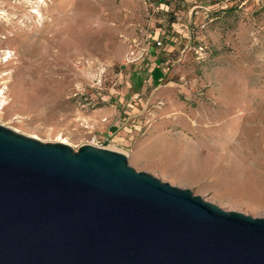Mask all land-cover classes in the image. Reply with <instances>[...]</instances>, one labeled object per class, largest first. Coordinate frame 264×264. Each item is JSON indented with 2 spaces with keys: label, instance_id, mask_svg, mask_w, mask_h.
<instances>
[{
  "label": "rangeland",
  "instance_id": "374dc122",
  "mask_svg": "<svg viewBox=\"0 0 264 264\" xmlns=\"http://www.w3.org/2000/svg\"><path fill=\"white\" fill-rule=\"evenodd\" d=\"M0 13L1 126L119 152L137 172V141L181 133L205 157L187 189L264 218V0H0Z\"/></svg>",
  "mask_w": 264,
  "mask_h": 264
},
{
  "label": "water",
  "instance_id": "95a60500",
  "mask_svg": "<svg viewBox=\"0 0 264 264\" xmlns=\"http://www.w3.org/2000/svg\"><path fill=\"white\" fill-rule=\"evenodd\" d=\"M0 264H264V218L0 125Z\"/></svg>",
  "mask_w": 264,
  "mask_h": 264
},
{
  "label": "crops",
  "instance_id": "0c3cea01",
  "mask_svg": "<svg viewBox=\"0 0 264 264\" xmlns=\"http://www.w3.org/2000/svg\"><path fill=\"white\" fill-rule=\"evenodd\" d=\"M130 156L144 165L145 173L182 189L197 183L193 177L201 172L205 159L197 143L181 133L162 129L150 131L137 141Z\"/></svg>",
  "mask_w": 264,
  "mask_h": 264
},
{
  "label": "bare ground",
  "instance_id": "6f19581e",
  "mask_svg": "<svg viewBox=\"0 0 264 264\" xmlns=\"http://www.w3.org/2000/svg\"><path fill=\"white\" fill-rule=\"evenodd\" d=\"M0 15H2V13H0Z\"/></svg>",
  "mask_w": 264,
  "mask_h": 264
}]
</instances>
